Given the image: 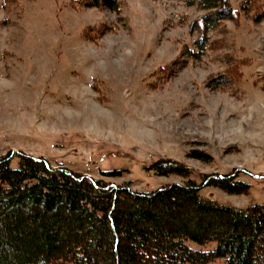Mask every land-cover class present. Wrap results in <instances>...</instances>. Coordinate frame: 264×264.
Instances as JSON below:
<instances>
[{
  "label": "rangeland",
  "instance_id": "rangeland-1",
  "mask_svg": "<svg viewBox=\"0 0 264 264\" xmlns=\"http://www.w3.org/2000/svg\"><path fill=\"white\" fill-rule=\"evenodd\" d=\"M74 1L0 0V157L24 153L140 192L183 184L147 170L173 160L198 183L235 173L251 186L243 195L206 187L207 200L264 205V21L239 11L195 61L184 47L197 51L204 35L197 7L115 0L116 13ZM230 1L239 10L245 0Z\"/></svg>",
  "mask_w": 264,
  "mask_h": 264
},
{
  "label": "trees",
  "instance_id": "trees-1",
  "mask_svg": "<svg viewBox=\"0 0 264 264\" xmlns=\"http://www.w3.org/2000/svg\"><path fill=\"white\" fill-rule=\"evenodd\" d=\"M171 1L205 12L198 50L184 47L195 61L209 47L208 34L239 11L255 23L264 21L262 0H245L239 10L230 0ZM74 2L120 11L115 0ZM240 65L227 73L229 85ZM225 78L219 76L218 89L227 88ZM190 157L208 158L198 152ZM15 158L18 169L12 167ZM147 170L185 182L153 192L132 191L131 183L96 180L44 158L13 151L1 156L0 264H264V205L238 209L201 195L206 187L247 194L251 186L239 175L205 174L198 183L191 168L165 159Z\"/></svg>",
  "mask_w": 264,
  "mask_h": 264
}]
</instances>
